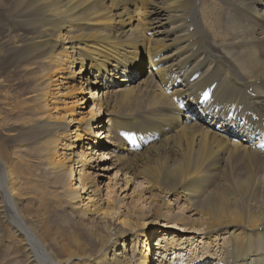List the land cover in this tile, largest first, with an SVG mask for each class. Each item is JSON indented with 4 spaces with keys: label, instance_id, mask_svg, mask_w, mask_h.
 <instances>
[{
    "label": "bare ground",
    "instance_id": "6f19581e",
    "mask_svg": "<svg viewBox=\"0 0 264 264\" xmlns=\"http://www.w3.org/2000/svg\"><path fill=\"white\" fill-rule=\"evenodd\" d=\"M104 1L13 0L14 10L22 8L30 22L17 21L16 26L31 33L16 46L36 60L46 57L56 67L67 68V75L82 74L80 83L84 78L97 111L108 115L112 130L94 123L95 115L75 128L74 139H80L77 132L91 130L90 135L98 137L96 144L100 139L112 143L114 169L156 184L160 192L192 196L193 210L207 216L204 239L212 244L219 233L228 236L229 245H222L231 261L225 256L220 264H264V149L259 147L264 134L251 137L264 130V0H111L108 6ZM0 44L1 49L7 45ZM139 54L153 64L149 75L154 78H148V86L141 78L138 85L145 86L129 87V75L138 73ZM35 67L11 93V111L0 110V171L7 174L11 195L10 199L0 174V264H51L50 254L60 264L73 257L78 264H155L149 245L146 253L138 246L142 235L147 241L145 227L157 218L125 216L119 224L112 223L111 240L105 217L116 211L95 198L94 177L86 171L92 164L85 167L83 146L79 153L72 150L66 112L51 115L53 108L46 102L50 95L36 105L25 97L36 94L32 82L45 77V69ZM116 75L126 87L111 86ZM143 106L146 111L140 113ZM41 114H47L52 125H39L35 115ZM191 118L200 122H188ZM2 131L9 135L2 136ZM38 141L43 142L32 157L47 173L61 174L60 181L52 179L46 188L34 179L41 166L31 162L20 145ZM231 161L239 166L231 167ZM72 174L78 176L80 191ZM42 177L38 180L46 183L45 174ZM86 191L91 192L93 209L80 207ZM32 192L38 193L35 209L31 200H22ZM49 203L82 227L86 241L71 230L64 240L50 233L43 222ZM5 228L14 241L3 238ZM129 234L131 255L125 245ZM161 241L156 244L167 257L159 264L176 263L170 259L182 245ZM214 261L217 258L210 257L203 262L217 264Z\"/></svg>",
    "mask_w": 264,
    "mask_h": 264
},
{
    "label": "rangeland",
    "instance_id": "374dc122",
    "mask_svg": "<svg viewBox=\"0 0 264 264\" xmlns=\"http://www.w3.org/2000/svg\"><path fill=\"white\" fill-rule=\"evenodd\" d=\"M110 1L111 0H108L107 2V0H105V5L108 6ZM16 14H20L21 17L17 18ZM26 19H28V16H25V14H23L22 8L14 10L13 0H0V38L2 37L0 42L6 41L7 44L2 49L0 44V110L7 112L11 111L12 106L15 105V103L9 99L11 93L16 88L21 86V84L23 83V77L26 73H28V71H33L36 69L35 65H40L45 69V77L41 80L33 81L32 85L37 89V92L34 95H30L29 93L25 97L27 98L29 96L28 100L31 99L36 105L42 96L50 95L46 102H48L51 109L53 108L51 115H55L57 114V112H60V116H62L66 112V116L69 117L68 121H71L69 137L70 141L72 142V144H74L75 147V149L72 150H76L79 153L80 147L83 146L84 151L87 154L85 167H88L89 164H92L90 166L91 168L89 167L90 169L86 168V171L88 170L89 172H91L92 176L94 177L96 189L95 198H97V200L101 204L108 203V205L113 207L116 211V214H114L111 218L105 217L107 221L106 223H108L110 226V234L112 235V233L114 232V224L112 223L114 222L116 224H119L120 219L125 216H127L128 220H134L142 215L144 219L148 218L146 219L147 221L151 217H156L157 219L154 222L155 224H153L151 227H145L146 231L148 232L147 241L145 242V238L142 235L141 237H139L140 243L138 246V249H141V246H144L143 252L146 253V246L149 245V256L151 255L152 258L157 259L156 262L155 260L153 261L155 264H159V261H161L162 258H165V256H163V252L156 244L159 242L156 241L158 237H160V241L163 240V238H166L168 239V241L170 240L169 242L172 241V243L175 245H182L170 259L172 262H176L174 264H206L203 261H207L210 257H212L213 260L217 258V261H214L213 263L220 264L221 260H224L225 256L228 257V260L231 261V256L228 253L226 255V252L224 251L222 245H229V239L227 238L228 236L226 237L225 233L218 234V236L220 235V237L216 242L217 244L214 241V243L210 244L211 242H207V240L204 239V231L207 227L206 223H208L207 216L202 215L200 213V209H198L199 212L193 210V206H191L190 204L193 198L192 196H185L181 193L179 194L178 192L172 194L170 192H160V187H158V185L154 184L153 186H151V183H145L144 180H142V178L140 177L136 179L129 174H124V172L120 171L118 168L114 169L112 164L113 160L111 159L110 154L112 153V155H116V153L115 149H113V147L111 146L112 143L108 142L106 139H100L99 144H96L98 137L90 135L91 130H89V132L87 133L83 132L84 130L77 132L76 134H78V137H80V139H74L73 134L75 132V128L77 129L78 127L85 126L87 122H91L92 118H94L95 115H98V119L95 120L94 123L100 124V122H102L105 124L104 126H109V118L107 117L108 115L103 113L102 109L100 112L97 111V108L95 107L94 102L90 97V92H88V86H86L85 82L84 84L82 83L84 81V78H82L83 80L80 83L82 74L75 75L76 77L73 75H67V68L63 69L56 67L54 62H49L46 57L41 58L40 60H36L35 56L31 55L29 51L21 50L18 46H16L18 39L27 35H31V33H29L27 30L18 28L16 26L17 21L23 23L24 21H26ZM26 23L30 22L26 21L25 24ZM190 30L192 31L193 27H190ZM52 40H55V38H52ZM61 53L64 54L63 51ZM138 62L140 64L138 67V73L135 74L136 71H134L132 75H129L130 80L127 81L129 82V87L136 85L141 88L145 86L144 84L138 85L141 78L143 80L145 79L147 82L152 78L151 80L153 81L154 76L149 75L150 63L148 64L147 57L145 55L139 54ZM151 65L153 64L151 63L150 66ZM152 73L155 75L154 72H151V74ZM116 76V81L114 83H111V86H116V88H123V86L126 87V82H121L120 76ZM49 77H52L51 82H48L46 80ZM99 79L101 81V77ZM110 79L111 78H109V80ZM151 80H149L150 83H152ZM147 82L146 85L148 86L150 83ZM92 86L93 87H91V90L95 92L94 87H96L97 85L94 84ZM101 89L97 91V93H101ZM145 111L146 108L143 106L140 110V113H144ZM60 116L58 115V119H60ZM35 120H37V123L39 125L46 126V128L48 125H52L51 120L48 119L47 114L35 115ZM191 121L198 120L191 118L188 122ZM198 122H200V120ZM19 123L22 124V121L20 120ZM29 123H25L22 125L27 127L29 126ZM61 123L55 124L54 126H59L61 125ZM245 126H248V122L245 123ZM259 126L260 125H252L251 127L254 129H258ZM110 129L112 130V127H110ZM212 131L216 133V130ZM95 132L96 130L94 129L93 134H95ZM1 134L2 136L9 135L4 131H2ZM61 135L62 134H60V136ZM8 140L11 141V139ZM75 140L76 142H74ZM13 142L14 143H12V146L15 147L16 142L14 141V139ZM42 142L43 141H38L30 144L20 143V145H22L24 151L29 153V155L31 156V162L35 163V165L41 166L38 169L36 167L34 173L37 175V178L34 179L40 182L43 188L44 186L46 188V186L49 187L52 179L60 181L61 174L51 173L50 171H48L47 173V170L44 168L45 166H43V164L39 160H36L34 157H32L35 150L40 148ZM18 151H20V149H18L17 152ZM102 152L103 154H101ZM230 165L233 168L239 166L238 162L234 161H231ZM42 168L45 169L46 172ZM76 168L77 166H75V169ZM1 171L0 174L2 175V180H4L2 186L5 188L6 192H8L6 187L8 183V179H6L7 174H5L3 168ZM77 171H80V168H78ZM262 172L261 174L263 175L264 168H262ZM42 174H45L44 182L46 183L38 180L43 179ZM70 177L73 178V182L78 186L79 190L81 184L78 182V176L72 174ZM19 184L22 187L24 185V181L20 180ZM57 188L58 186L52 187V189ZM36 193L37 192H32L31 195L22 197V200H31L32 207L34 209L39 204V202L37 201L38 193ZM90 194L91 192L88 193L87 191L83 193L81 198L83 199V201L81 202L82 204L80 205V207L84 208V206H86L89 207V209L94 208L91 206L92 201L88 200V195ZM8 195L11 199V195L9 194V192ZM61 199L63 200L64 197H62ZM65 204L67 205V202ZM65 204L63 203L64 207L66 206ZM51 206L52 204L49 203L47 206L49 209L47 210L46 215L43 217V222L50 233L53 236L64 240V238H67L69 236V230H71L80 240L86 241L85 233L82 227H78L77 223H71L70 221L66 220L65 216L60 210L54 209ZM161 214H163V216H161L160 218L159 215ZM110 219H112L111 222H109ZM202 224L203 226L200 227ZM198 227L200 228L197 229ZM5 229L7 231H4L3 238L14 241L16 238L12 236L11 232L7 228ZM131 236L132 235L130 234L127 235L125 240L126 251L128 250L126 254L128 255H131ZM114 238L115 236L112 235L111 240ZM17 239H19V237H17ZM121 250L122 249L120 248V250L116 251L120 252ZM136 255V257L138 258L139 253H137ZM74 258L75 257L70 258L68 260V263L78 264L77 261H74ZM61 259L62 258H59L58 260ZM148 259L151 258L149 257ZM19 260H21V258H19ZM152 260L153 259H151V261ZM47 261L51 264H60L57 262V259H54L52 257L51 254L48 255Z\"/></svg>",
    "mask_w": 264,
    "mask_h": 264
}]
</instances>
